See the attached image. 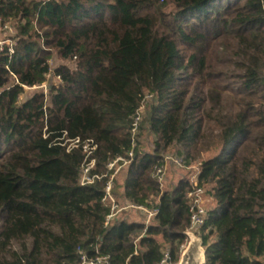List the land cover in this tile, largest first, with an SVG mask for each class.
<instances>
[{
  "label": "trees",
  "instance_id": "1",
  "mask_svg": "<svg viewBox=\"0 0 264 264\" xmlns=\"http://www.w3.org/2000/svg\"><path fill=\"white\" fill-rule=\"evenodd\" d=\"M171 2L173 14L166 0H0L16 30L0 54V264H81L79 249L108 264H160L168 249L177 263L193 183L161 190L166 155L199 165L212 196L204 264H264V0ZM54 50L74 67L54 69L49 102L21 100L47 82ZM147 95L153 149L140 133L113 195L158 212L106 224L108 164L132 148ZM77 138L96 144L91 174L105 176L92 184Z\"/></svg>",
  "mask_w": 264,
  "mask_h": 264
},
{
  "label": "built area",
  "instance_id": "2",
  "mask_svg": "<svg viewBox=\"0 0 264 264\" xmlns=\"http://www.w3.org/2000/svg\"><path fill=\"white\" fill-rule=\"evenodd\" d=\"M1 26V23H0ZM50 75V74H49ZM48 75V76H49ZM151 98L152 95H147L146 98ZM143 107L142 106L138 111L133 115L132 123H131V135H132V148L127 152L126 156H119L113 161L108 164V173L105 175L110 176L106 188H105V195L103 197V202L110 206V212L106 218V224L110 221L114 220L115 218L120 217V212L125 210H138L141 214L144 215L145 224H150L154 216L157 214L158 209L153 207H147L144 205H137L132 202H126L121 207L117 202L115 196L113 195V181L116 174L124 167H127L133 156H134V149L138 144L140 129L143 121ZM81 144L83 149L86 153L85 162L82 165L81 173H80V184L81 185H88L95 182L97 179H101L105 175H98V174H91V170L95 166V158L92 157L93 153L96 149V144L93 140L87 139L84 142H80V139H74L72 145L78 146ZM164 163L160 166H156L155 174L158 178V183L160 188L164 185V176L165 170L168 163H173L178 167L184 166V161L182 158L173 156V155H166L164 157ZM198 175V173H197ZM197 175L195 178L191 180L193 183L192 189L188 192L187 197L189 199V212H190V227L189 230L196 231L200 229L208 216V210L204 206V195H205V188L202 186L197 185ZM124 218V217H122ZM188 230V231H189ZM188 241V239H187ZM187 242H185L181 246V253L186 247ZM79 253L81 255V264H108L109 263V256L106 255H95L89 256L85 251L79 249ZM160 264H177L171 262L170 259V252L168 249L163 251V257Z\"/></svg>",
  "mask_w": 264,
  "mask_h": 264
},
{
  "label": "rangeland",
  "instance_id": "3",
  "mask_svg": "<svg viewBox=\"0 0 264 264\" xmlns=\"http://www.w3.org/2000/svg\"><path fill=\"white\" fill-rule=\"evenodd\" d=\"M175 9V5L171 2V0H166V5L164 7V12L166 14H173ZM16 30L14 27V22L8 23L7 25H1L0 26V54L3 53V48L5 46L12 47L13 44L16 41ZM70 66L74 67L75 62L74 60H63L60 58V56L57 54V52L53 51V57L50 60V66L52 69V74L48 76V80L44 85L41 86H35V87H25L24 92L21 96V100H24L26 98H29L30 96L34 95L35 93H44L45 97L48 102L50 101V90L53 86H59L61 84V79L54 75V69L60 66ZM233 82V81H231ZM151 98H147L143 107V124L142 129L140 131V147L143 151H152L153 149V141H154V135L152 132L148 130V123L146 121V111L147 106L150 102ZM125 168V167H124ZM122 168L118 172V179L120 181L123 180V178L126 175V170ZM199 171V165H187L184 164L183 167H178L174 165L173 163H168L165 170V176H164V185L161 188V190L171 189L176 184H178L180 179L188 178L192 180L196 177L197 173ZM121 207L124 205V203L119 204ZM204 206L207 210H209L213 206V199L211 194L207 191L205 188V195H204ZM120 217H124L127 220H144V215L141 214L138 210H125L123 212H120ZM198 230H196V233H199ZM188 242V241H186Z\"/></svg>",
  "mask_w": 264,
  "mask_h": 264
},
{
  "label": "water",
  "instance_id": "4",
  "mask_svg": "<svg viewBox=\"0 0 264 264\" xmlns=\"http://www.w3.org/2000/svg\"><path fill=\"white\" fill-rule=\"evenodd\" d=\"M186 235L188 242L177 264H204L206 261V250L201 233L189 230Z\"/></svg>",
  "mask_w": 264,
  "mask_h": 264
}]
</instances>
